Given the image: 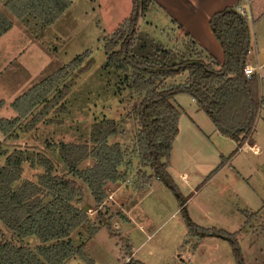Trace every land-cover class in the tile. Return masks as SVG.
Here are the masks:
<instances>
[{"label": "trees", "instance_id": "16d2710c", "mask_svg": "<svg viewBox=\"0 0 264 264\" xmlns=\"http://www.w3.org/2000/svg\"><path fill=\"white\" fill-rule=\"evenodd\" d=\"M0 2L33 31L54 24L72 0ZM243 3L240 0L210 19L224 53L220 63L187 33L179 37L183 38L181 42L174 36L175 44L170 45L141 31L140 20L155 1L132 0L130 15L106 37L104 49L106 66L122 74L120 79L132 94L142 96L132 112L138 122L133 145L111 142V137L120 133V126L105 117L93 123L88 142L49 143L46 149L0 144V221L11 233L9 238L0 228V264H65L73 258L93 264L85 253L86 244L77 245L73 240V234L84 225L92 234L100 229L90 219L86 188L99 212L100 224L101 218L106 221L124 217L121 211L107 216L101 208L111 185L123 184L132 176L137 191L156 178L178 196L167 171L172 144L179 133L181 110L175 101L177 95H189L216 130L234 140L239 148L245 143L254 144L252 136L264 98L258 74L248 78L244 73L250 65L252 45L249 16ZM13 25L0 10V37ZM91 62L89 53L79 55L16 98L11 104L16 116L0 120L4 142L17 141L21 132H32L42 123L60 124L51 116L68 112L66 98ZM183 73H187L185 82H169ZM3 106L4 101L0 100V109ZM46 150L58 152L65 172H59V164ZM26 165L38 171L33 179L24 177ZM254 216L255 213H246L247 222ZM185 218L190 232L199 238L218 236L228 240L242 264L234 233L201 228L187 215ZM104 223L109 225L108 221ZM31 236L40 244L31 247L25 242ZM126 264L142 263L132 258Z\"/></svg>", "mask_w": 264, "mask_h": 264}, {"label": "rangeland", "instance_id": "374dc122", "mask_svg": "<svg viewBox=\"0 0 264 264\" xmlns=\"http://www.w3.org/2000/svg\"><path fill=\"white\" fill-rule=\"evenodd\" d=\"M243 4L251 33L250 65L260 63L264 73V0H245ZM131 8L132 0H72L54 24L31 31L0 2V10L14 23L0 37V100L4 101L0 120L15 117L11 104L16 98L79 55L89 53L92 59L89 70L76 79L66 98L68 112L51 116L60 124L42 123L10 142H4L0 130L3 147L46 149L49 143L88 142L93 123L104 117L120 126V133L112 136L111 142L133 145L138 122L132 112L142 96L132 94L120 79L122 74L106 66L104 49V40L128 18ZM164 23L162 14L150 10L140 20L139 29L166 43ZM177 39L181 42L183 38ZM186 76L187 73L180 74L169 82L183 83ZM260 92L264 98V81ZM191 99L180 94L176 102L182 118L167 168L179 197L156 178L142 190H134L132 176L129 185H122L115 198L122 200L129 193L125 195V210L138 203L132 213L133 221L101 218L100 224L99 212L86 188L90 219L100 229L92 234L89 226L84 225L73 234V240L77 245L84 242L89 255L102 264H126L132 253L133 261L142 264H240L228 240L218 236L199 238L190 232L185 215L198 227L234 233L242 264H264V102L253 133L254 141L262 149V153L256 154L239 148L234 140L216 131L203 110L194 113L192 107L199 105ZM46 153L59 164V172H65L58 152ZM37 173L26 165L24 177L33 179ZM183 173L186 177H182ZM108 200L109 197L101 208L107 216L117 211ZM246 213L256 216L247 222ZM107 221L109 225L104 223ZM141 223L145 231L139 227ZM0 228L10 238L11 233L1 221ZM25 240L31 247L40 244L33 236ZM125 244L129 253H125ZM65 264L89 262L73 258Z\"/></svg>", "mask_w": 264, "mask_h": 264}, {"label": "crops", "instance_id": "0c3cea01", "mask_svg": "<svg viewBox=\"0 0 264 264\" xmlns=\"http://www.w3.org/2000/svg\"><path fill=\"white\" fill-rule=\"evenodd\" d=\"M154 1L155 4L152 6L151 10H154L155 13L162 14L163 18L166 20V23H164L165 28H163L164 29L163 36H165V38L167 39L166 43L172 45L174 41V36L180 37L187 33L190 35V37H192L196 41V43L201 48H203L206 52L212 55L218 62L223 63L224 61L223 49L211 29L210 19L215 13L229 6H233L237 4L240 0H154ZM179 97L180 95H177L175 97L176 102L178 101ZM191 110H193V112L197 114L200 110V107L197 108L192 107ZM181 118H182V113L180 115L179 125ZM252 139L254 140V136H252ZM254 144L259 148L260 152L262 153V149L255 141ZM182 177H186V173H183ZM129 182L130 180H127L126 183L119 185L114 184L111 185V187L109 188L110 194L108 201L112 202V204L116 206L117 211H121L124 215V217L119 220L133 221L132 213L138 204V203L134 204L132 208H130L129 210H125L124 208H126V202H127V196L125 195H128L129 193L125 194L124 199L122 200H116L115 198V194L120 190V187L122 185H129L128 184ZM139 227L145 231L144 228L145 226L143 223H141ZM124 246L126 248L125 253H129L128 252L129 246L127 244H125ZM85 253L88 256V259H90L92 263L94 262V264H102L101 261L91 257L89 255V252H87L86 250ZM132 255L133 253L130 254L129 256L130 259L133 258Z\"/></svg>", "mask_w": 264, "mask_h": 264}, {"label": "built area", "instance_id": "2783aa9c", "mask_svg": "<svg viewBox=\"0 0 264 264\" xmlns=\"http://www.w3.org/2000/svg\"><path fill=\"white\" fill-rule=\"evenodd\" d=\"M244 73H245V75L248 78L252 77L255 73H257L259 79L261 81H264L263 66L260 63H258V65H247L245 67V69H244ZM241 149L247 150V151H253L256 154L261 153L260 150H259V148L256 145L250 146L247 143L245 144L244 147H241Z\"/></svg>", "mask_w": 264, "mask_h": 264}]
</instances>
